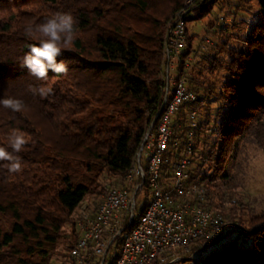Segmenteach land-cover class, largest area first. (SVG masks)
<instances>
[{"label":"trees","instance_id":"trees-1","mask_svg":"<svg viewBox=\"0 0 264 264\" xmlns=\"http://www.w3.org/2000/svg\"><path fill=\"white\" fill-rule=\"evenodd\" d=\"M184 2L0 0V99L26 105L21 112L0 106V146L8 148L13 129L30 137L18 153L19 173L0 162V264H73L79 205L86 201L94 211L122 184L163 102L164 35ZM57 12L77 21L73 45L58 57L70 62L69 71L39 80L22 64L41 37L25 30ZM185 22L179 68L198 99L172 117L162 180L186 155L188 114L197 110L189 182L202 186L208 208L236 227L206 248L194 245L199 251L190 260L264 264V208L231 173L243 170L238 157L249 145L264 152V0H197ZM41 85H51L52 94L30 91Z\"/></svg>","mask_w":264,"mask_h":264},{"label":"built area","instance_id":"built-area-1","mask_svg":"<svg viewBox=\"0 0 264 264\" xmlns=\"http://www.w3.org/2000/svg\"><path fill=\"white\" fill-rule=\"evenodd\" d=\"M196 6L197 0H186L166 26L160 73L164 99L125 180L103 196L96 210L86 201L79 205L80 235L70 253L73 264H172L192 259L199 251L194 245L206 248L212 239L236 227L208 208L202 186L189 182L188 155L194 151L197 110L188 114L192 129L186 155L173 163L169 179L162 180L161 175L172 137V117L184 102L198 99L179 68L186 45L185 17ZM190 66L191 62L185 63L186 68ZM177 71L180 75L175 82Z\"/></svg>","mask_w":264,"mask_h":264},{"label":"clouds","instance_id":"clouds-1","mask_svg":"<svg viewBox=\"0 0 264 264\" xmlns=\"http://www.w3.org/2000/svg\"><path fill=\"white\" fill-rule=\"evenodd\" d=\"M77 21L71 13L57 12L44 22L35 25H29L26 28V34L33 36L39 34L41 37L39 45H29V51L23 57L22 66L27 68L28 72L39 80L48 79L49 71L56 74H67L70 62L58 61L62 55V50L73 45L77 37ZM30 91L41 97H47L52 94L51 85L31 87ZM0 106L10 109L13 112H21L26 105L22 99L7 97L0 99ZM8 148L0 146V162L10 174L19 173L22 170L21 157L18 155L25 145L29 143V134L19 129L11 130L7 137Z\"/></svg>","mask_w":264,"mask_h":264},{"label":"rangeland","instance_id":"rangeland-1","mask_svg":"<svg viewBox=\"0 0 264 264\" xmlns=\"http://www.w3.org/2000/svg\"><path fill=\"white\" fill-rule=\"evenodd\" d=\"M203 26V21L196 25L199 29H203ZM238 158L243 170H232V176L250 194L251 203L260 210L264 208V152L254 145H249ZM172 264L194 263L190 259H183Z\"/></svg>","mask_w":264,"mask_h":264}]
</instances>
